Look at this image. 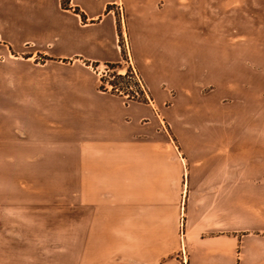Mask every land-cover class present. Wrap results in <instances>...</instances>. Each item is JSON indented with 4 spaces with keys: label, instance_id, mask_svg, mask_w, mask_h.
Masks as SVG:
<instances>
[{
    "label": "crops",
    "instance_id": "crops-1",
    "mask_svg": "<svg viewBox=\"0 0 264 264\" xmlns=\"http://www.w3.org/2000/svg\"><path fill=\"white\" fill-rule=\"evenodd\" d=\"M256 2L264 0H0V174L74 165V264H181V222L187 264H264V41L256 42L264 25L255 22L264 10ZM158 17L165 28L152 23ZM124 18L151 103L99 88L94 66L123 61ZM176 52L183 101L167 107L173 139L155 116L167 95L162 80L142 67L149 59L158 75ZM114 179L117 202H100Z\"/></svg>",
    "mask_w": 264,
    "mask_h": 264
},
{
    "label": "rangeland",
    "instance_id": "rangeland-1",
    "mask_svg": "<svg viewBox=\"0 0 264 264\" xmlns=\"http://www.w3.org/2000/svg\"><path fill=\"white\" fill-rule=\"evenodd\" d=\"M214 6V4H211L209 11L212 12ZM225 6L228 9L230 5L226 4ZM254 6L260 10H264V2H256ZM175 9H181V7H175ZM192 9L198 10V4ZM165 10H167V7ZM142 11L140 8L135 10L136 13L144 14ZM141 20L137 19L136 22ZM151 21L158 28H165L167 26V20L161 17L151 19ZM214 21V19L208 20L207 25L214 26ZM255 22L256 26L264 25V17L258 16ZM201 25L204 24L199 19H190L188 21V26L192 28ZM138 27L141 28L142 23L138 24ZM174 27H183L182 18L174 19ZM117 29L123 61L115 63L114 67L108 66L106 63H98L94 68L100 80H110L112 84L119 85L124 92L131 93V90L128 88L130 80L126 76L122 82L115 81L117 75L111 78V74H115V70L117 69H120L121 72H128L130 68L128 56L130 58L129 53H132L130 45L125 44V18L118 19ZM258 41H264V34L256 35V42ZM141 49L140 44L134 45V54H140L142 52ZM176 54L173 68L169 66L171 62L166 57L159 62L158 75L154 74V70L152 73L149 59L144 63L147 67H142L143 70L146 69L148 77L159 81L162 80L161 87L164 89V92H167V95L162 105L156 106L155 116L162 130L169 133L173 139L172 130H170L167 122V107L170 106L172 108L175 106L176 108H181L183 101L181 90H178L181 89L183 84L182 59L178 58V55H181L179 52H176ZM139 56L138 59L140 58ZM125 59H127V62L124 61ZM138 61L140 63L143 62L142 59ZM131 64L137 74L140 75L134 62H131ZM142 81L150 99L149 103H151L153 100L150 92L143 78ZM99 88L103 89L100 81ZM109 91L119 94L112 89ZM124 98L126 100L146 101L143 95L138 98ZM22 169V166L15 168L16 171ZM30 169L31 172L46 171L47 174H0V264H74V203L77 202V195H74V174H70V170L74 171V165L71 167V164L68 163L34 164ZM55 171H59L60 173H55ZM112 183L111 194L98 196L100 202H117V179L112 180ZM89 197L90 201L93 202L94 195H90ZM79 201L86 202L88 199L80 198ZM75 214L77 213L75 212ZM182 230L181 222L179 225L180 261L181 264H187L185 255L184 263L182 259Z\"/></svg>",
    "mask_w": 264,
    "mask_h": 264
},
{
    "label": "built area",
    "instance_id": "built-area-1",
    "mask_svg": "<svg viewBox=\"0 0 264 264\" xmlns=\"http://www.w3.org/2000/svg\"><path fill=\"white\" fill-rule=\"evenodd\" d=\"M128 59H129L128 63L130 64V66H129L130 68H129L128 72H126V73H125V71L121 72L120 69H117V70H115V74L114 73L111 74V78L115 77V75H122L123 78L126 76L130 80V84H129L128 88L131 90V93L124 92L123 89L119 87V85L112 84L110 82V80H107V81L100 80V85L103 89H107V90L112 89L113 91H117L123 97L138 98L141 95H143L144 99L149 102L150 99H149L147 90L143 84L142 78L140 77L139 74H137L135 68L131 64L129 56H128ZM124 61L127 62V59H125ZM182 259H183V263H184V259H185L184 252L182 255Z\"/></svg>",
    "mask_w": 264,
    "mask_h": 264
},
{
    "label": "trees",
    "instance_id": "trees-1",
    "mask_svg": "<svg viewBox=\"0 0 264 264\" xmlns=\"http://www.w3.org/2000/svg\"><path fill=\"white\" fill-rule=\"evenodd\" d=\"M106 64H107L108 66L114 67V64H115V63L106 62ZM115 81L122 82V81H123V77H122V75H117Z\"/></svg>",
    "mask_w": 264,
    "mask_h": 264
}]
</instances>
